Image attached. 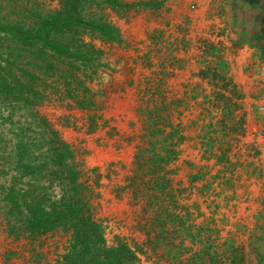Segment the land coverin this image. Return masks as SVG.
Masks as SVG:
<instances>
[{
	"label": "rangeland",
	"instance_id": "1",
	"mask_svg": "<svg viewBox=\"0 0 264 264\" xmlns=\"http://www.w3.org/2000/svg\"><path fill=\"white\" fill-rule=\"evenodd\" d=\"M120 2L121 9L101 10L118 29V39H94L104 54L90 83L98 104L93 119L88 111L59 102L42 104L40 111L84 160V177L92 168L100 174L95 213L109 243L124 239L140 251L143 264H227V250L214 235V211L204 207L209 194L206 199L202 189H194L193 171L204 163L182 154L195 149V141L199 151L211 139L264 141V127L257 121L260 104L254 102L252 114L259 127L251 139L242 140L245 116L235 112L242 99L222 96L227 85L217 67L204 60V31L192 33V5ZM242 3L231 5L241 8ZM7 41L0 38V51ZM5 59L0 52V67L7 65ZM9 105L0 107V186L11 179V172L7 176L3 170L8 171L5 160L12 159L13 128L24 122L25 111ZM179 171L185 176L177 177ZM156 176L160 185L152 183ZM67 238L63 231L40 241L17 238L7 230L0 209V264H47Z\"/></svg>",
	"mask_w": 264,
	"mask_h": 264
},
{
	"label": "trees",
	"instance_id": "2",
	"mask_svg": "<svg viewBox=\"0 0 264 264\" xmlns=\"http://www.w3.org/2000/svg\"><path fill=\"white\" fill-rule=\"evenodd\" d=\"M123 6L120 0H0V38L8 40L0 51L7 55L0 107L25 111L24 122L13 128L12 159L3 170L11 179L0 186V209L17 238L67 233L47 264H143L140 251L124 239L108 242L95 213L100 174L92 168L84 177V160L40 111L42 104L59 102L93 119L98 104L90 83L104 54L94 39L106 43L119 36L101 10ZM158 180L152 183L160 185ZM50 243L56 247V240Z\"/></svg>",
	"mask_w": 264,
	"mask_h": 264
},
{
	"label": "crops",
	"instance_id": "3",
	"mask_svg": "<svg viewBox=\"0 0 264 264\" xmlns=\"http://www.w3.org/2000/svg\"><path fill=\"white\" fill-rule=\"evenodd\" d=\"M178 1L192 5V33L204 31V60L217 67L227 85L222 96L238 94L242 99L235 112L245 116L242 140L251 139L260 121L252 115L253 104L264 103V0H241V8L231 5L236 0ZM205 143L199 151L200 142L195 141L196 148L182 155L204 163L193 171L198 180L194 189H202L206 199L209 194V206L204 207L214 211L216 242L227 250V264H264V141Z\"/></svg>",
	"mask_w": 264,
	"mask_h": 264
},
{
	"label": "built area",
	"instance_id": "4",
	"mask_svg": "<svg viewBox=\"0 0 264 264\" xmlns=\"http://www.w3.org/2000/svg\"><path fill=\"white\" fill-rule=\"evenodd\" d=\"M258 112H259L260 121L264 127V103L259 105Z\"/></svg>",
	"mask_w": 264,
	"mask_h": 264
}]
</instances>
